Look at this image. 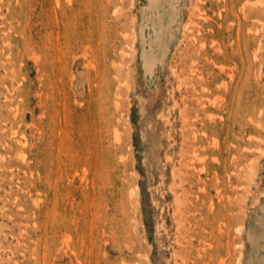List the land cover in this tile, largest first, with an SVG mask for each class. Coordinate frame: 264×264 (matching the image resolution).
Listing matches in <instances>:
<instances>
[{"label":"rangeland","instance_id":"374dc122","mask_svg":"<svg viewBox=\"0 0 264 264\" xmlns=\"http://www.w3.org/2000/svg\"><path fill=\"white\" fill-rule=\"evenodd\" d=\"M156 1L0 0V264H264V0Z\"/></svg>","mask_w":264,"mask_h":264},{"label":"bare ground","instance_id":"6f19581e","mask_svg":"<svg viewBox=\"0 0 264 264\" xmlns=\"http://www.w3.org/2000/svg\"><path fill=\"white\" fill-rule=\"evenodd\" d=\"M162 1V0H161ZM171 1V0H170ZM159 3V2H158ZM158 3H157V1L156 0H149V5H150V8H152V9H154V8H157L158 7ZM145 8V7H144ZM151 10V9H150ZM144 11V10H143ZM175 11V10H174ZM141 13V12H140ZM139 13V14H140ZM175 13V12H174ZM141 14H143V13H141ZM161 14V13H160ZM166 14V13H165ZM164 14V15H165ZM150 15V14H149ZM154 16V15H153ZM155 17V16H154ZM154 17H153V19H154ZM158 17V16H157ZM146 18V17H145ZM148 18V17H147ZM146 18V19H147ZM158 20V19H157ZM167 20H169V17H167ZM140 21V20H139ZM164 21V20H163ZM162 20L160 21V23L161 22H163ZM142 23V22H141ZM155 23V22H154ZM160 23H159V25H160ZM139 24H140V22H139ZM146 24V23H145ZM174 25V24H173ZM142 26V25H141ZM163 26V25H162ZM170 26V25H169ZM137 27V26H136ZM149 27V26H148ZM138 28H139V26H138ZM167 29V28H166ZM152 30V29H151ZM172 30V29H171ZM164 31V30H163ZM145 32V31H144ZM169 32V31H168ZM142 34V33H141ZM157 34L159 35V33L157 32ZM162 34V33H161ZM166 34V33H165ZM164 34V35H165ZM173 34V33H172ZM170 35V34H169ZM168 36V35H167ZM140 38V37H139ZM164 39V38H163ZM171 40V39H170ZM141 42H142V40H141ZM143 42H145V41H143ZM158 43H159V46L162 44V41H158ZM141 44V43H140ZM148 44V43H147ZM139 45V44H138ZM143 45V44H142ZM146 45V44H145ZM145 45H144V47H145ZM152 45V44H151ZM167 45V44H166ZM148 46V45H147ZM153 46H154V44H153ZM139 47H140V45H139ZM161 47V46H160ZM146 48V47H145ZM164 48H165V45L163 44L162 45V52H161V55L160 56H163L164 57ZM149 49H151V48H149ZM139 53V52H138ZM140 59H142V65H143V67H144V69L143 70H145V72H148V73H152V71H153V69H154V66H155V64L157 63V62H160V60L161 59H158V57L157 56H155L154 55V53L151 51V50H144V49H142V53H141V58ZM161 63H163V62H161ZM159 66V65H158ZM163 66V65H162ZM161 66V67H162ZM149 75V74H148ZM152 77V76H151ZM116 104V103H115ZM115 106V105H114ZM162 119V118H161ZM115 134V133H114ZM195 169V168H194ZM130 197V196H129ZM264 213V212H263ZM239 229V228H238ZM237 229V230H238ZM236 230V231H237ZM256 237H259V236H256ZM261 237V236H260ZM249 238V237H248ZM258 244V243H257ZM255 245V244H254ZM253 248V247H252ZM263 249V248H262ZM244 251V250H243ZM259 251V250H258ZM245 255V254H244ZM245 256H247V255H245ZM244 256V257H245ZM245 259V258H244ZM264 262V261H263ZM124 263V262H123ZM243 263V262H242Z\"/></svg>","mask_w":264,"mask_h":264}]
</instances>
